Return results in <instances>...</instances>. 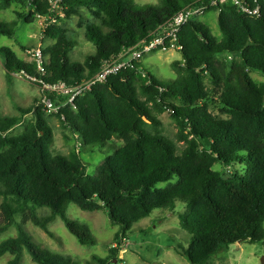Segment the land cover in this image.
<instances>
[{
  "label": "trees",
  "instance_id": "1",
  "mask_svg": "<svg viewBox=\"0 0 264 264\" xmlns=\"http://www.w3.org/2000/svg\"><path fill=\"white\" fill-rule=\"evenodd\" d=\"M192 1L139 6L134 0H61L64 17L86 9L98 19L85 29L95 52L77 62L69 56L76 43L48 0H0L4 10L15 2L27 7L15 11L20 24H33L36 16L54 23L44 32L53 41L42 50L44 77L34 63H20L7 48H0V60L9 74L74 85ZM257 4L258 17L223 6L217 14L220 40L199 20L186 24L177 37L181 59L171 63L176 76L170 83L160 84L142 61L92 87L74 108H63L56 118L76 138L78 152H52L53 131L41 107L20 110L33 117L13 137L8 134L22 117H0V234L16 231L0 243V258L11 256L6 264H20L24 251L35 264H77L70 256L36 247L24 228L31 224L53 238L48 227L58 218L81 246L95 245L87 226L67 216L71 205L106 213L118 227L114 240L120 243L133 225L155 210L173 211L180 201L179 225L190 242L175 251L189 264H209L240 243L264 246V80L256 83L250 76L264 78V0ZM18 30L16 23L0 22V36L16 39ZM210 103L227 118L212 115ZM165 112L177 126V142L163 134L158 116ZM94 147L107 153L91 176L80 153L91 154ZM236 163L245 164L246 174L234 171L226 179L227 168ZM216 164L220 170L213 169ZM163 183L169 185L157 188ZM110 252V257L91 259L108 264L117 255L116 249Z\"/></svg>",
  "mask_w": 264,
  "mask_h": 264
},
{
  "label": "rangeland",
  "instance_id": "2",
  "mask_svg": "<svg viewBox=\"0 0 264 264\" xmlns=\"http://www.w3.org/2000/svg\"><path fill=\"white\" fill-rule=\"evenodd\" d=\"M139 6L159 4L160 0H134ZM15 11H28L27 7L15 2L9 9L0 8V22L16 23L19 30L16 39H9L0 36V48H7L17 61L24 65H30L33 60L29 54L32 49L40 48L45 50L53 44V41L44 35L45 29L53 26V22L35 17L33 24H20V19ZM62 21L59 25L67 29L68 37L76 43V47L70 53L73 61L83 62L87 55L95 52L94 47L85 38L87 24H98V19L86 9H79L78 14L64 17L60 11L55 12ZM202 23H205L211 34L218 40L221 38L217 26V14L209 13L203 16ZM181 59L177 50L155 52L143 59V67L160 84H168L176 74L171 63ZM251 78L260 83L264 78L258 73H251ZM41 98V89L38 83L32 82L18 74H9L0 60V117H22L21 123L12 129L8 136L13 137L23 132L25 124L33 117L32 114L22 116L20 110H27L36 107ZM43 111V110H42ZM44 112V111H43ZM209 112L219 119H226L227 115L215 103L209 104ZM45 118L53 131L52 152L54 154L69 155L71 152H78L77 140L67 127H63L55 114L44 112ZM162 123V131L166 138L176 141L177 126L168 112L158 116ZM110 144V143H109ZM113 144L119 142L113 140ZM179 150L183 147L177 143ZM106 148L94 147L93 153L81 152L80 158L88 175L93 176L96 169L106 156ZM220 165H214V170H220ZM225 178L227 179L234 171L245 175L247 168L245 164L236 163L227 168ZM174 182H171L173 184ZM169 184L157 185V188H166ZM1 203V199H0ZM184 205L178 201L173 211L155 210L151 216L133 225L125 239L120 243L114 240L118 227L113 225L103 211L83 212L75 205L69 206L67 216L79 223L86 225L96 240L93 246H81L75 238L68 233L60 219H56L48 230L54 235L50 238L45 232L32 226L25 225V230L31 236L32 243L47 252L49 255H67L72 257L77 264H85L92 261V256L107 258L111 256L110 248L117 250L115 259L108 261V264H189L187 260L179 256L175 248L182 245L188 247L189 235L181 230L178 215L183 213ZM46 211L40 210L43 215ZM19 221V219H17ZM14 228L8 229L0 234V243L14 237ZM264 257L263 244L240 243L231 246L217 254L209 264H261ZM11 259L9 254L0 258V264H6ZM20 264H35L29 254L24 251Z\"/></svg>",
  "mask_w": 264,
  "mask_h": 264
},
{
  "label": "built area",
  "instance_id": "3",
  "mask_svg": "<svg viewBox=\"0 0 264 264\" xmlns=\"http://www.w3.org/2000/svg\"><path fill=\"white\" fill-rule=\"evenodd\" d=\"M258 1L193 0L157 26L147 37L139 40L131 47L123 48L114 58L104 61L93 76L74 85H68L62 81L45 84L39 78L23 76L32 82L38 83L41 89V98L37 107H41L46 113L57 115L65 107L74 108V101L88 93L95 85L104 83L111 76L123 71L134 69L135 64L141 63L145 56L155 52L178 51L177 37L182 28L189 22L200 20L213 10H216V14H218L222 7L227 4L240 14L258 17L261 14L260 7L257 4ZM48 3L52 13L55 14L56 11H60L59 4L61 0H48ZM37 18L44 19L39 16ZM29 54L35 64L37 74L44 77L45 58L42 50L35 48Z\"/></svg>",
  "mask_w": 264,
  "mask_h": 264
},
{
  "label": "water",
  "instance_id": "4",
  "mask_svg": "<svg viewBox=\"0 0 264 264\" xmlns=\"http://www.w3.org/2000/svg\"><path fill=\"white\" fill-rule=\"evenodd\" d=\"M207 145H208V141H206ZM261 264H264V257L261 259Z\"/></svg>",
  "mask_w": 264,
  "mask_h": 264
},
{
  "label": "crops",
  "instance_id": "5",
  "mask_svg": "<svg viewBox=\"0 0 264 264\" xmlns=\"http://www.w3.org/2000/svg\"><path fill=\"white\" fill-rule=\"evenodd\" d=\"M216 14V13H215ZM199 21H201V20H199Z\"/></svg>",
  "mask_w": 264,
  "mask_h": 264
}]
</instances>
